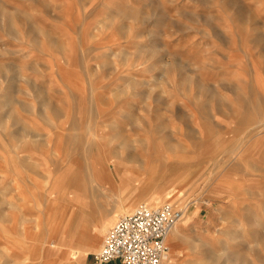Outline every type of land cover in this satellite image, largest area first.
I'll use <instances>...</instances> for the list:
<instances>
[{
	"label": "rangeland",
	"instance_id": "374dc122",
	"mask_svg": "<svg viewBox=\"0 0 264 264\" xmlns=\"http://www.w3.org/2000/svg\"><path fill=\"white\" fill-rule=\"evenodd\" d=\"M142 203L170 264H264V0H0V264H92Z\"/></svg>",
	"mask_w": 264,
	"mask_h": 264
},
{
	"label": "built area",
	"instance_id": "2783aa9c",
	"mask_svg": "<svg viewBox=\"0 0 264 264\" xmlns=\"http://www.w3.org/2000/svg\"><path fill=\"white\" fill-rule=\"evenodd\" d=\"M183 218L184 211L171 203L140 204L109 230L94 256L96 263L163 264L170 253L167 238Z\"/></svg>",
	"mask_w": 264,
	"mask_h": 264
},
{
	"label": "bare ground",
	"instance_id": "6f19581e",
	"mask_svg": "<svg viewBox=\"0 0 264 264\" xmlns=\"http://www.w3.org/2000/svg\"><path fill=\"white\" fill-rule=\"evenodd\" d=\"M144 162L147 163L148 161L146 159H144ZM74 182L79 185V186H84L85 188H89V184H90V174L85 172V171H80L78 174H76L74 176ZM168 198V197H167ZM85 215V214H84ZM112 217H113V213H111L110 216L107 217L106 221H102L101 225H100V233L102 234L104 231H106V229L108 228V226L110 225V222L112 221ZM73 218V217H72ZM84 218L83 217H79L76 216L75 217V220L73 219V222L75 221H84L83 220ZM86 222V221H85ZM84 223V222H83ZM84 225V224H83ZM53 226V225H51ZM62 233L60 235H58V239L61 243L62 246L60 247H63L65 246L66 250L61 252L60 254L64 255V257H66L68 255V252H69V256L71 255L72 258L74 257V251L75 249L72 247L71 243L72 241H70L72 239V234L69 232V230H61ZM103 235V234H102ZM180 235V231H179V228H178V225L173 229V231L170 233V235L168 236L167 238V243H171L172 241H175L178 236ZM70 243V244H69ZM69 244V245H68ZM96 244V243H95ZM45 246H50L48 243L47 245L45 244ZM58 247V245L54 246V248ZM82 251V250H81ZM87 251V250H85ZM169 257L166 259V261L163 263V264H170L169 261Z\"/></svg>",
	"mask_w": 264,
	"mask_h": 264
},
{
	"label": "crops",
	"instance_id": "0c3cea01",
	"mask_svg": "<svg viewBox=\"0 0 264 264\" xmlns=\"http://www.w3.org/2000/svg\"><path fill=\"white\" fill-rule=\"evenodd\" d=\"M129 208H131V204L129 206H126V209H129ZM112 213H113V217H114V215L116 213V208L112 211ZM92 264H97V263L94 260V262ZM107 264H122V263H121V261L115 260V261H112V262L107 263Z\"/></svg>",
	"mask_w": 264,
	"mask_h": 264
}]
</instances>
